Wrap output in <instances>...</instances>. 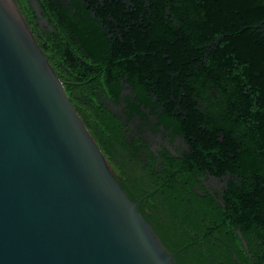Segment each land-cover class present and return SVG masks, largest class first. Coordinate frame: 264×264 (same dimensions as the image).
<instances>
[{
    "label": "trees",
    "instance_id": "16d2710c",
    "mask_svg": "<svg viewBox=\"0 0 264 264\" xmlns=\"http://www.w3.org/2000/svg\"><path fill=\"white\" fill-rule=\"evenodd\" d=\"M65 1L38 0L41 27L28 0H15L113 177L176 262L264 264V0H154L130 32L93 16L95 1ZM153 117L188 150L157 156L131 127ZM208 175L225 185L209 191Z\"/></svg>",
    "mask_w": 264,
    "mask_h": 264
},
{
    "label": "water",
    "instance_id": "95a60500",
    "mask_svg": "<svg viewBox=\"0 0 264 264\" xmlns=\"http://www.w3.org/2000/svg\"><path fill=\"white\" fill-rule=\"evenodd\" d=\"M28 3L46 26L38 0ZM0 264H178L113 177L15 0H0Z\"/></svg>",
    "mask_w": 264,
    "mask_h": 264
},
{
    "label": "flooded vegetation",
    "instance_id": "af4514ba",
    "mask_svg": "<svg viewBox=\"0 0 264 264\" xmlns=\"http://www.w3.org/2000/svg\"><path fill=\"white\" fill-rule=\"evenodd\" d=\"M93 1L96 2L95 8L92 10L93 16H95L97 12H100L108 15L109 19L113 20L114 23L120 19L122 21L121 25L129 32L133 26L136 25L137 20L141 22L144 18L151 16L152 10L154 9V0H81L82 3L87 5ZM155 1L164 4L170 2L169 0ZM64 3L70 7V0H67ZM164 9V15L171 20L176 27L180 28V24L174 19V16L170 11V7L167 5L164 6ZM120 37L122 42H125V39L122 36ZM134 45L136 44L134 43ZM164 57L168 58V55L165 54ZM168 63L170 64L171 60L168 61ZM122 106H125V104H122ZM144 111L148 112V109ZM154 124H156L155 117L151 118V123H143V121L136 120L134 124H131V127L136 133L138 132L140 137L146 140V144L149 145L150 149L154 151L157 156L158 153L163 152L164 149L174 155H179L182 151L188 150V144L183 137L171 136L170 131L172 129L166 131L162 125L155 126ZM143 130L147 131L149 136H151L152 133H157V143L153 144L152 141L144 135ZM215 182L225 185V182H223L221 178L212 175H208L207 179L202 180V184L211 192L213 189H220L216 186ZM195 189L200 191L198 187H195Z\"/></svg>",
    "mask_w": 264,
    "mask_h": 264
},
{
    "label": "rangeland",
    "instance_id": "374dc122",
    "mask_svg": "<svg viewBox=\"0 0 264 264\" xmlns=\"http://www.w3.org/2000/svg\"><path fill=\"white\" fill-rule=\"evenodd\" d=\"M42 25L43 26H45L44 25V23H42ZM143 132H144V135H146L151 141H152V143L154 144H156L157 143V137H158V135H157V133H152L151 134V136H149L148 134H147V131H145V130H143ZM215 184H216V186L218 187V188H220L221 186H222V184H219V183H217V182H215ZM215 186V187H216Z\"/></svg>",
    "mask_w": 264,
    "mask_h": 264
}]
</instances>
